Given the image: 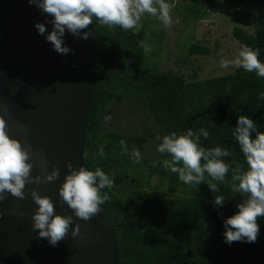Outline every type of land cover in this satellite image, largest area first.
Here are the masks:
<instances>
[{"label": "trees", "instance_id": "obj_1", "mask_svg": "<svg viewBox=\"0 0 264 264\" xmlns=\"http://www.w3.org/2000/svg\"><path fill=\"white\" fill-rule=\"evenodd\" d=\"M213 2L190 0L180 6L184 15L194 20L203 15ZM255 2L254 33L248 35L242 28L234 27L232 34L243 47L259 50L258 58L264 63V0ZM91 27L99 40L102 68L89 107L85 151L96 147L99 142L95 132L106 105L113 99L132 97L146 106L160 125L162 136L172 132L185 133L189 128L195 132L207 129L209 137H201L202 147L226 149L232 153L223 158L226 163L231 167L238 164L242 169L247 168L233 132L239 115H247L256 124V129L264 132V98L261 96L264 78L240 68L229 74L186 82L175 70L159 71L145 62L143 29L108 27L95 18ZM186 49L187 55L209 53V48L199 43L187 44ZM251 135L254 138L255 132ZM103 136L104 149H122L119 142L123 139L127 149L132 150L136 140L146 138V134H130L127 138L118 133ZM159 155L151 156L148 163L149 173H157L161 181L167 172L161 168L163 161ZM152 161H156L155 167ZM84 162L88 170L100 168L109 175L110 167L104 161L84 157ZM126 176V172L111 175L119 187L118 191L126 187L123 183ZM171 177L174 182L185 185L177 174L172 173ZM206 180L217 183L218 194L226 198L223 206L193 198L174 200L172 205L175 209L161 214L160 220L154 211L147 214L146 208L154 204L152 190L157 189L160 183L149 186L137 196L128 193L125 199L109 187L102 189V194L106 192L110 198L103 206L114 226L119 264H264V217L257 220L259 234L254 243L243 240L226 243L223 222L238 210L237 205L245 197L232 191L231 171L224 183L211 180L207 174ZM205 183L199 185L203 187ZM188 188L189 191L191 187ZM133 200L138 204L132 206ZM157 207L158 202L155 210Z\"/></svg>", "mask_w": 264, "mask_h": 264}, {"label": "water", "instance_id": "obj_2", "mask_svg": "<svg viewBox=\"0 0 264 264\" xmlns=\"http://www.w3.org/2000/svg\"><path fill=\"white\" fill-rule=\"evenodd\" d=\"M52 17L28 0H0V115L9 125L8 134L25 144L17 124L28 130L27 144L42 152L48 171L60 170L54 182L26 184L25 199L11 194L0 202V264H119L114 226L107 210L90 220L75 217L61 205L58 189L65 174L86 167L84 162L88 112L97 83L102 56L96 32L87 40L65 30L63 44L72 51L57 53L46 39ZM45 25L44 35L35 23ZM32 175L39 172L33 160ZM47 195L60 215H72L80 235L69 234L52 246L32 228L37 205L30 191Z\"/></svg>", "mask_w": 264, "mask_h": 264}, {"label": "clouds", "instance_id": "obj_3", "mask_svg": "<svg viewBox=\"0 0 264 264\" xmlns=\"http://www.w3.org/2000/svg\"><path fill=\"white\" fill-rule=\"evenodd\" d=\"M36 5L43 13L51 16L52 30L47 33L46 39L51 42L54 50L60 54H68L72 50L63 44V37L67 29L74 36L87 40L91 33L83 31L93 24V18L101 25L108 27L119 26L124 30H139V21L145 14L157 18L165 29L172 23V10L174 3L167 0H28ZM179 23V20L176 21ZM39 34L46 32L45 25L35 23ZM147 50V49H146ZM259 50L248 46L242 47L233 59H221L219 67L243 68L247 72H255L264 78V63L259 60ZM264 98V93L261 94ZM23 133L25 144L8 134L9 125L0 115V202L7 198V194L18 199H25L26 184H46L54 182L60 176V170L53 167L48 171L47 161L43 153L31 150L27 144L28 130L24 125L17 124ZM255 132V137L251 135ZM233 135L239 144L240 150L246 160L247 168L240 165L231 167L223 158L232 155L219 146L205 148L200 145V139H208L209 132L201 128L198 132L188 129L185 133L172 132L157 137L161 142L157 151L168 154L171 158L163 160L164 169L178 175L181 182L186 185L198 186L206 182L212 192H218L217 183L206 180V174L211 180L219 183L225 182L226 175L231 171V189L245 198L237 205V211L224 220L225 242L231 244L235 241L254 243L259 234L258 218L264 217V132L256 129V124L247 115H239ZM120 146L127 153V143L120 140ZM104 150L99 149V155L104 156ZM131 157L134 163H139L141 152L133 150ZM35 160L39 172L32 175ZM156 166V161H152ZM69 171L58 189L61 205L66 204L75 217L88 221L101 211L109 196L101 190L111 187L112 180L105 172L96 168L95 171L79 167L73 169L67 164ZM33 202L37 205L32 213L33 230L38 231L41 238H46L52 246L63 240L69 234L76 237L80 235V226L73 225L72 215H60L55 211L53 201L47 195L39 194L35 188L30 191ZM226 198L217 195L214 206H223Z\"/></svg>", "mask_w": 264, "mask_h": 264}, {"label": "rangeland", "instance_id": "obj_4", "mask_svg": "<svg viewBox=\"0 0 264 264\" xmlns=\"http://www.w3.org/2000/svg\"><path fill=\"white\" fill-rule=\"evenodd\" d=\"M190 0H167L174 3L172 10V25L165 29L162 23L155 17L145 14L139 23L143 29L144 38V58L145 62L156 70H175L186 82L203 80L210 77L221 76L237 71L236 68L222 69L219 61L223 59H233L243 47L233 36L234 27H240L248 35H252L255 30V20L257 14V4L255 0H214L213 4L198 19L192 20L184 15L183 2ZM177 19L179 23H177ZM137 31L135 29H132ZM199 43L209 48L208 54L187 55L186 45ZM147 49V50H146ZM240 69V68H239ZM243 69V68H241ZM162 129L156 123L146 106L135 98L125 97L113 99L106 105V111L95 132L96 139L99 140L96 147L85 151L84 157L93 161H104L110 167L109 177L120 172H126V187L119 190L112 180L109 189L117 193L122 199L128 193L135 196L148 190L149 186L154 187L157 183L160 186L152 190V202L147 208V214L156 213L160 220L161 214L170 212L175 208L172 205L174 200H184L193 198L197 201L209 202L219 195L212 192L208 184L182 185L174 182L172 172L166 170V176L160 181L157 173H149L150 157L159 155L162 161L170 159L168 154H161L157 151V145L161 142L157 137L162 138ZM118 133L127 138L130 134L143 135L145 139L136 140L132 150L124 153L122 149H104V134ZM136 146V147H135ZM103 148L104 156L99 155V149ZM141 152L139 163H134L131 157L133 150ZM133 165V166H132ZM120 186H123L120 184ZM188 186L191 189L188 191ZM186 192H185V191ZM128 191V192H126ZM200 191L201 193H198ZM158 207L155 210V207ZM138 201L133 200V205ZM157 211V212H156ZM165 215V214H164Z\"/></svg>", "mask_w": 264, "mask_h": 264}]
</instances>
